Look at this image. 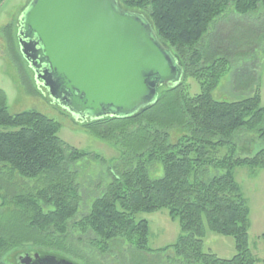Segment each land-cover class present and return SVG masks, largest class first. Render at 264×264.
Masks as SVG:
<instances>
[{
    "label": "trees",
    "instance_id": "obj_1",
    "mask_svg": "<svg viewBox=\"0 0 264 264\" xmlns=\"http://www.w3.org/2000/svg\"><path fill=\"white\" fill-rule=\"evenodd\" d=\"M115 4L150 24L153 37L179 66L180 79L128 115L83 122L91 135L119 149L123 165L106 168L108 180L78 219L82 193L76 162L98 156L64 142L59 124L42 113L10 114L0 89V126L10 128L0 130V264H16L15 255L28 250L67 258L60 251L75 254L67 247L73 231L90 232V244L101 251L116 241L137 253L169 251L167 264H254L248 208L232 169L264 167V148L251 157L234 153L241 132L264 139V105L257 92L237 101L214 99L211 91L230 61L214 58L200 42L227 11L250 15L264 8V0ZM187 77L196 80L199 93H189ZM155 164L162 168L160 177L150 175ZM161 209L178 220L180 235L175 243L153 250L148 221L136 215ZM204 221L210 231L233 238L232 257L204 250Z\"/></svg>",
    "mask_w": 264,
    "mask_h": 264
},
{
    "label": "rangeland",
    "instance_id": "obj_2",
    "mask_svg": "<svg viewBox=\"0 0 264 264\" xmlns=\"http://www.w3.org/2000/svg\"><path fill=\"white\" fill-rule=\"evenodd\" d=\"M31 0H0V89L6 95L10 114L37 111L59 124L58 136L78 150L95 154L76 162L80 169L78 184L82 193L81 207L76 219L88 212L90 203L108 180L107 167L123 165L119 149L112 143L91 135L78 115L54 101L49 90L36 78L34 69L23 58L20 49L19 23ZM201 46L214 58L227 57L226 71L211 95L218 101H237L258 93L264 105V8L256 13L237 15L227 11L213 22ZM226 55V56H225ZM189 93H199L200 87L192 77L186 78ZM175 83L165 82L157 87L167 88ZM10 129L0 126V130ZM264 148V139L241 132L236 138V156H253ZM227 149H225L226 151ZM232 174L248 208V244L256 262L264 264V167L236 166ZM151 177H160L162 168L157 164L150 170ZM137 219L148 221V247L156 250L176 242L180 235L178 220H172L166 209L139 213ZM203 247L220 258L228 259L235 253L233 238L210 231L204 221ZM90 232L73 231L69 249L61 254L77 264H139L140 259L151 264H167L170 252L153 251L151 254L134 252L127 243L116 241L108 250L101 251L89 240ZM68 245V244H67ZM153 254V255H152ZM157 255V257L155 256ZM9 254L6 255L8 258ZM160 261V262H159ZM163 261V262H162ZM143 264V263H142Z\"/></svg>",
    "mask_w": 264,
    "mask_h": 264
},
{
    "label": "water",
    "instance_id": "obj_3",
    "mask_svg": "<svg viewBox=\"0 0 264 264\" xmlns=\"http://www.w3.org/2000/svg\"><path fill=\"white\" fill-rule=\"evenodd\" d=\"M116 0H31L19 23L20 49L50 96L81 120L128 115L151 103L180 68L148 22ZM44 65V66H43ZM16 264H77L28 250Z\"/></svg>",
    "mask_w": 264,
    "mask_h": 264
},
{
    "label": "flooded vegetation",
    "instance_id": "obj_4",
    "mask_svg": "<svg viewBox=\"0 0 264 264\" xmlns=\"http://www.w3.org/2000/svg\"><path fill=\"white\" fill-rule=\"evenodd\" d=\"M44 66V65H43Z\"/></svg>",
    "mask_w": 264,
    "mask_h": 264
}]
</instances>
